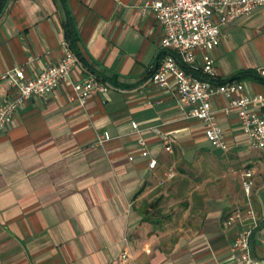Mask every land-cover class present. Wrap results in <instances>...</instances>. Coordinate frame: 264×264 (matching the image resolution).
<instances>
[{"label":"crops","instance_id":"0c3cea01","mask_svg":"<svg viewBox=\"0 0 264 264\" xmlns=\"http://www.w3.org/2000/svg\"><path fill=\"white\" fill-rule=\"evenodd\" d=\"M150 1L66 0L81 59L53 91L23 102L0 131V264H113L124 249L131 264H234L230 245L243 224L223 222L248 204L255 214L250 253L264 256V150L247 144L221 94L210 105L225 150L213 148L204 124L188 116L172 80L150 81L163 54ZM64 18L58 0H7L0 74L20 68L33 78L57 63ZM220 31L211 52L216 77L264 67L263 9ZM90 73L109 86L81 103L72 85ZM240 81L248 95L264 96V78ZM12 93L1 80L0 102ZM104 132L109 138L96 143ZM245 170L252 172L248 196Z\"/></svg>","mask_w":264,"mask_h":264},{"label":"built area","instance_id":"2783aa9c","mask_svg":"<svg viewBox=\"0 0 264 264\" xmlns=\"http://www.w3.org/2000/svg\"><path fill=\"white\" fill-rule=\"evenodd\" d=\"M146 5L150 6L162 29L160 45L163 54L149 77L150 81L166 86L172 80L177 94L190 107L188 116L204 124V136L213 148L225 150L228 144L214 120L210 105L211 97L221 94L226 99L224 113L228 114L231 109L236 110L240 132L247 144L251 148L264 150V96L248 95L240 80L218 83L210 79L216 77L211 52L220 43V25L248 15L257 8L264 10V0H151ZM63 46L64 53L58 62L43 68L33 78H26L20 68L0 74V81L4 80L13 90L11 95H6L0 102V131L11 121L23 102L29 98L45 96L69 76L78 62V57L67 40H64ZM199 51L200 64L196 62ZM196 71L201 74L195 75ZM257 74L264 78V67L259 68ZM108 86V82L90 73L83 80L73 83L72 90L77 100L83 103L91 94L104 93ZM254 102L260 103L259 110L250 108ZM131 124L136 128L135 122ZM108 138L109 135L104 132L97 136L96 143L101 144ZM140 149L143 156L148 154L142 141ZM165 149L169 151L170 147L166 146ZM155 164V159H151L148 167L154 168ZM251 185L252 172L245 170L242 173L241 187L246 196L250 193ZM254 216V211L248 204L245 209H234L224 219V225L234 221L243 224L230 245L235 254L234 264H257L249 249ZM261 259L264 256L257 258ZM131 260L130 252L124 249L116 256L113 264H131Z\"/></svg>","mask_w":264,"mask_h":264},{"label":"trees","instance_id":"16d2710c","mask_svg":"<svg viewBox=\"0 0 264 264\" xmlns=\"http://www.w3.org/2000/svg\"><path fill=\"white\" fill-rule=\"evenodd\" d=\"M60 5L63 7L64 12H65V18L63 20V30H64V38L67 40L69 47L72 49V51H74V53L77 55V57L79 59H81V57L79 56V53L77 52V48H76V43L78 41V34H77V30H76V26L74 23L73 18L71 17V15L69 14L67 8H66V0H58ZM7 0H0V13L4 7V5L6 4ZM195 75H200L201 72L200 71H196L194 73ZM245 76H253V77H257L259 78L257 72L255 70H245V71H241L238 72L235 75H232L230 77H225V78H220V77H214V78H210L211 81H216L218 83H223L225 81L228 80H240L242 77Z\"/></svg>","mask_w":264,"mask_h":264},{"label":"water","instance_id":"95a60500","mask_svg":"<svg viewBox=\"0 0 264 264\" xmlns=\"http://www.w3.org/2000/svg\"><path fill=\"white\" fill-rule=\"evenodd\" d=\"M252 259H253V261H254L255 263H257V264H264V259L257 260V258L254 257V256H252Z\"/></svg>","mask_w":264,"mask_h":264}]
</instances>
